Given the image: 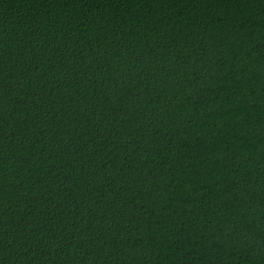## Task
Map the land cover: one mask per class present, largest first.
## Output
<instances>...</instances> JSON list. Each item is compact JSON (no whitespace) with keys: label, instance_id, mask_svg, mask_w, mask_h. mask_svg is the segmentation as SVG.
<instances>
[{"label":"trees","instance_id":"16d2710c","mask_svg":"<svg viewBox=\"0 0 264 264\" xmlns=\"http://www.w3.org/2000/svg\"><path fill=\"white\" fill-rule=\"evenodd\" d=\"M0 264H264V0H0Z\"/></svg>","mask_w":264,"mask_h":264}]
</instances>
